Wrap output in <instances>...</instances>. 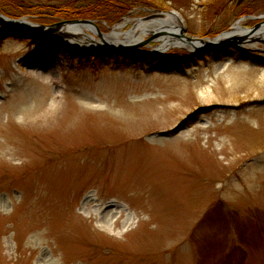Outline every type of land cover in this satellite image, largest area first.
<instances>
[{"label":"rangeland","instance_id":"obj_1","mask_svg":"<svg viewBox=\"0 0 264 264\" xmlns=\"http://www.w3.org/2000/svg\"><path fill=\"white\" fill-rule=\"evenodd\" d=\"M80 1L0 13L41 23L40 6ZM132 1L111 25L75 19L101 35L171 13L181 27L92 54L0 27V264H264V44L197 42L251 29L264 1ZM67 28L71 48L103 45Z\"/></svg>","mask_w":264,"mask_h":264},{"label":"water","instance_id":"obj_2","mask_svg":"<svg viewBox=\"0 0 264 264\" xmlns=\"http://www.w3.org/2000/svg\"><path fill=\"white\" fill-rule=\"evenodd\" d=\"M263 15H259L257 17H250L247 16L246 18H263ZM20 19H12L9 18L3 14L0 13V27L3 28V31L8 32L9 35L12 36H21L26 39H33L38 40L41 42H46L49 45L52 46H58L61 47L64 51L73 52L75 50L83 52V53H104V52H116L121 51L122 49H126L128 47L124 46H115L113 44H110L106 41H102V44H99V48H71L69 47V43L59 40L56 38V32L61 27H72L74 25H87L90 28H93L97 31V34L102 38L103 36L99 32L98 28L95 26V24L90 20L85 19H74V20H61L57 23H51V24H44V23H30L28 21L19 23L17 22ZM25 21V20H24ZM264 27V20L258 22L255 24L251 29H242L241 34H231L228 36H225L221 41H214L212 40H202L198 39L197 42L199 44L205 45V50H218L222 48H230V47H237L239 44L243 43H251V42H258L264 44V40L260 39L259 37L253 38V35L255 34V31L258 28ZM260 32V31H259ZM257 32L256 34H259ZM103 39V38H102ZM192 38H186V41L195 49H199V46L195 43H193ZM149 40H146L145 42H148ZM144 43V42H143Z\"/></svg>","mask_w":264,"mask_h":264},{"label":"trees","instance_id":"obj_3","mask_svg":"<svg viewBox=\"0 0 264 264\" xmlns=\"http://www.w3.org/2000/svg\"><path fill=\"white\" fill-rule=\"evenodd\" d=\"M263 1L264 0H260V2H256L249 6H243L242 8L245 12H252L257 10ZM239 4H241V2ZM134 6H137V3L132 0H87L86 3L80 1L74 4L72 3L71 5H42L37 11V21L48 24L58 19L91 18L97 21L103 20L106 24L111 25L118 21L122 15L127 13ZM11 17L17 16L13 15ZM56 51H58V49ZM61 53L64 57L67 55L71 58L75 57L65 52V54L63 52ZM182 61L186 62L188 59H182Z\"/></svg>","mask_w":264,"mask_h":264},{"label":"bare ground","instance_id":"obj_4","mask_svg":"<svg viewBox=\"0 0 264 264\" xmlns=\"http://www.w3.org/2000/svg\"><path fill=\"white\" fill-rule=\"evenodd\" d=\"M24 18H21L20 20H18L17 22L19 23H23L26 22V20L24 21ZM161 20V21H160ZM240 21V20H239ZM161 23H171L174 22V25L176 27L175 31H178L179 28L181 27V22L179 20V17L177 14L171 13V14H166L162 17V19H158L156 21H154L153 23H149L146 21H142V20H137L133 23L132 27L122 33L121 30L123 27H125L128 23H132V21L130 19H124L122 22L118 23L117 25H115L114 27L111 28V30L108 33L103 34L102 36V41H106L110 44L113 45H118V44H133V43H137L138 40L140 39V35L147 33V32H153L159 29V24ZM156 23V24H154ZM159 23V24H158ZM264 28V27H262ZM86 29H91L85 25H74L72 27H68L67 28V32L69 35L71 36H76L80 33H85ZM242 28L239 24V22H236L234 24V26L231 28L230 31L222 33L221 35H219L218 37H216L214 39V41H221L225 36L231 35V34H241L242 33ZM258 37L260 39L264 40V30L260 31ZM90 36V35H89ZM122 36V37H120ZM167 42V41H164ZM163 42V43H164ZM166 44V43H165Z\"/></svg>","mask_w":264,"mask_h":264}]
</instances>
